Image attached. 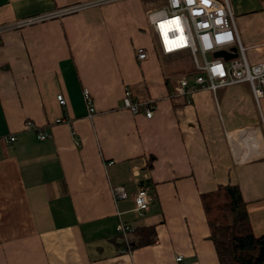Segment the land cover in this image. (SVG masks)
<instances>
[{
    "label": "crops",
    "instance_id": "obj_1",
    "mask_svg": "<svg viewBox=\"0 0 264 264\" xmlns=\"http://www.w3.org/2000/svg\"><path fill=\"white\" fill-rule=\"evenodd\" d=\"M226 2L246 61L264 62V0ZM163 4L0 0V264H219L199 194L227 182L252 232L264 230V88L169 95L195 72L188 51H160L146 13ZM124 88L153 99L152 115L125 107ZM113 185L126 197L114 199ZM138 186L149 199L141 216ZM119 221L153 225L155 240L125 249Z\"/></svg>",
    "mask_w": 264,
    "mask_h": 264
},
{
    "label": "built area",
    "instance_id": "obj_2",
    "mask_svg": "<svg viewBox=\"0 0 264 264\" xmlns=\"http://www.w3.org/2000/svg\"><path fill=\"white\" fill-rule=\"evenodd\" d=\"M71 7L65 10H70ZM41 18L38 15L29 17L26 21ZM146 18L155 32L160 51L170 53L187 48L191 55L195 73H192V81L188 74H180L177 78L175 89L169 91L171 96H181L184 102H189L190 95L198 88L214 90L218 86L247 81L254 97L259 96L264 88V62L248 63L244 57V46L236 35L233 25V16L226 0H164V4L156 9L147 11ZM176 20V25L167 27L166 35L161 31L164 23ZM230 45L236 48V55L227 59L221 56L206 57V52L215 49H228ZM197 55H199L200 60ZM146 52L142 47L136 48V58L142 59ZM84 102L88 114L94 107L88 97L87 91L82 90ZM56 100L60 105L65 104L64 96L56 94ZM122 102L130 111L142 109L144 115L151 116L155 107L153 99L136 101L130 97V91L124 88ZM57 121H62L58 118ZM46 133L36 129V137L44 138ZM7 140H13L14 135H7ZM114 199L126 197V192L121 185L111 187ZM148 192L145 187L138 186L133 194V211L141 216L148 206ZM132 226L119 221L115 226V232L124 242L128 250V234ZM180 259V255L176 256Z\"/></svg>",
    "mask_w": 264,
    "mask_h": 264
},
{
    "label": "trees",
    "instance_id": "obj_3",
    "mask_svg": "<svg viewBox=\"0 0 264 264\" xmlns=\"http://www.w3.org/2000/svg\"><path fill=\"white\" fill-rule=\"evenodd\" d=\"M199 198L218 263L264 264V230L252 232L239 186L220 183ZM129 234V247L153 242L156 237L151 224L135 226Z\"/></svg>",
    "mask_w": 264,
    "mask_h": 264
},
{
    "label": "rangeland",
    "instance_id": "obj_4",
    "mask_svg": "<svg viewBox=\"0 0 264 264\" xmlns=\"http://www.w3.org/2000/svg\"><path fill=\"white\" fill-rule=\"evenodd\" d=\"M150 1V0H149ZM153 1V4L154 5H156V6H154V7H157L158 6V4L162 1V0H152ZM183 51H189L187 48H183V49H179V50H176V51H173L172 53L174 54V55H176V57L177 56H179V54L180 53H182ZM188 53V52H187ZM189 54V53H188ZM211 56V51H208V52H206V57L207 58H209ZM190 58L188 59L187 58V64H186V66H189L191 69H193V70H195V67H194V65H193V61H192V58H191V56H189ZM197 57H198V59L200 60V57H199V55H197ZM178 60H179V58H177ZM180 70H182V69H178V70H175V71H177L178 72V74H180L181 73V71ZM179 76V75H178ZM178 76H177V78H178Z\"/></svg>",
    "mask_w": 264,
    "mask_h": 264
},
{
    "label": "water",
    "instance_id": "obj_5",
    "mask_svg": "<svg viewBox=\"0 0 264 264\" xmlns=\"http://www.w3.org/2000/svg\"><path fill=\"white\" fill-rule=\"evenodd\" d=\"M211 55L221 56L223 59H227L231 56L236 55V48L234 45H231L228 47V49H225V48L215 49L211 52Z\"/></svg>",
    "mask_w": 264,
    "mask_h": 264
},
{
    "label": "bare ground",
    "instance_id": "obj_6",
    "mask_svg": "<svg viewBox=\"0 0 264 264\" xmlns=\"http://www.w3.org/2000/svg\"><path fill=\"white\" fill-rule=\"evenodd\" d=\"M172 24L176 25V20L174 18L171 19V21H167V22L164 23L163 29H161V31H162V33L164 35H166V29H167V27L172 26Z\"/></svg>",
    "mask_w": 264,
    "mask_h": 264
}]
</instances>
